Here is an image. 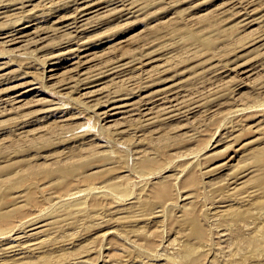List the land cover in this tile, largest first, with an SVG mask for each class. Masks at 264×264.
<instances>
[{
    "label": "rangeland",
    "instance_id": "rangeland-1",
    "mask_svg": "<svg viewBox=\"0 0 264 264\" xmlns=\"http://www.w3.org/2000/svg\"><path fill=\"white\" fill-rule=\"evenodd\" d=\"M9 1H0V74H8L7 83L0 85V99L24 90L8 88L26 81H38L43 91L39 97L31 96L29 106L20 112H12L5 102L0 104V232L17 228L25 218L62 219L54 235L63 236L60 240L64 241L82 240L85 252L74 256H84L86 264H179L178 250L187 243L183 220L195 215L209 234L208 245L198 252L202 263L264 264V240L254 250L235 240L226 249L227 242L220 236L230 222L212 219L220 201L243 195L254 186L231 191L241 174L254 169L252 156L264 146V54H257L264 49V0L259 4L258 0H106L102 10L88 16L89 22L81 21L80 0ZM249 18L257 21L246 25ZM60 25L64 26L59 30ZM16 28L25 29V36L14 43L10 40L20 36ZM90 43L88 64L76 68L74 59L54 72L57 78L50 79L49 65L59 55ZM141 58H153L147 68L151 73L143 71ZM130 60L137 67L131 74L139 75L140 83L131 81L130 73L123 76L116 70L117 64ZM250 68L254 74L241 72ZM87 71L105 73L91 89L103 88L112 78L119 93L134 92L130 103L135 105L165 88L174 89L167 94L170 101L174 97L173 102L166 101L174 111L173 119L149 125L148 111L156 103L148 100L150 104L141 102L129 117L135 122L118 129L105 118L99 103L80 95L83 90L64 88L77 78L86 83ZM39 99L51 101L45 105ZM51 102L57 105L56 113L48 112ZM63 116L77 119L63 126L59 122ZM99 150L101 154H95ZM139 154L142 158L138 159ZM59 166L75 168V175L45 174ZM192 195L195 204H189ZM242 204L246 206L240 211L246 215L238 223L239 230L246 236L258 235L264 225V194ZM70 206L82 208L81 215L69 216L66 207ZM127 207L129 213L120 210ZM155 209L160 210L158 218L150 215ZM251 222L255 231L247 234L245 230L251 229L245 225Z\"/></svg>",
    "mask_w": 264,
    "mask_h": 264
},
{
    "label": "bare ground",
    "instance_id": "bare-ground-1",
    "mask_svg": "<svg viewBox=\"0 0 264 264\" xmlns=\"http://www.w3.org/2000/svg\"><path fill=\"white\" fill-rule=\"evenodd\" d=\"M1 1V0H0ZM31 1V0H30ZM60 1V0H59ZM65 1V0H64ZM67 1V0H66ZM109 0H107V2H108ZM112 1V0H111ZM118 1V0H117ZM122 1V0H121ZM164 1V0H163ZM171 1V0H170ZM182 1V0H181ZM231 1H233V0H231ZM238 1V0H237ZM251 1V0H250ZM254 1H256V0H254ZM260 0H258L257 1V3L259 2ZM5 2V1H4ZM4 2H2L1 4H4ZM8 2L10 3L11 1H9L8 0ZM8 2H6V3H8ZM68 2H69V0H68ZM78 2V1H77ZM76 2V3H77ZM105 2H106V0H80L79 2H78V4L80 5H78V10H80L79 12H80V14H81V16L82 17H84V18H81V21H85V20H88V22H89V15L90 14H94V11L95 12H98V11H100V10H102L103 8H104V4H105ZM115 2V1H114ZM123 2H126L125 0L123 1ZM169 2V1H168ZM171 2H173V0L171 1ZM174 2H176V0L174 1ZM5 3V4H6ZM113 2H111L110 4H112ZM231 3V2H230ZM240 3H241V0H240ZM243 3H244V1H243ZM249 3V2H248ZM255 3V2H254ZM260 3V2H259ZM258 3V4H259ZM61 4V3H60ZM63 4V3H62ZM69 4L70 3H68V6H69ZM74 4V3H73ZM72 4V5H73ZM109 4V5H110ZM115 4L117 5V3L115 2ZM172 4H174V3H172ZM234 4V3H233ZM239 4V3H238ZM23 5V4H22ZM59 5V4H58ZM57 5V6H58ZM107 5V4H106ZM115 5V6H116ZM122 5V4H121ZM124 5H125V3H124ZM128 5V4H127ZM126 5V6H127ZM239 5H241V4H239ZM5 6V8H6V5H3V7ZM63 6V5H62ZM65 6V5H64ZM75 6V5H74ZM112 6V5H111ZM231 6V5H230ZM234 6V5H233ZM249 6V4L247 5V7ZM71 7V6H70ZM79 7H80V9H79ZM247 7H244V9L246 8L247 9ZM251 7V6H250ZM72 8H74V7H72ZM71 8V10L73 11V9ZM75 8H76V6H75ZM108 8H110V7H108ZM234 8V7H233ZM236 8V7H235ZM234 8V9H235ZM241 8H243V7H241ZM20 9V8H19ZM129 9V8H128ZM232 9V8H231ZM230 9V10H231ZM246 9L245 10H242V11H246ZM250 9V8H249ZM137 10V9H136ZM240 10V9H239ZM251 10H252V8H251ZM58 11V10H57ZM61 11V10H60ZM75 11L77 12V10L75 9ZM122 11V10H121ZM129 11V10H128ZM127 10H126V12H128ZM231 11H233V9L231 10ZM234 11H236V10H234ZM237 11H238V9H237ZM241 11V12H242ZM248 11H250V10H247V12ZM256 11H257V9H256ZM259 11V10H258ZM257 11V12H258ZM261 11V10H260ZM24 12V11H23ZM108 12V11H107ZM109 12H110V10H109ZM116 12V11H115ZM125 12V11H124ZM123 12V13H124ZM129 12H131V11H129ZM132 12H135L134 10H132ZM239 12V11H238ZM237 12V13H238ZM241 12H239V13H241ZM252 12H255V10L253 9V11ZM24 13H26V12H24ZM71 13V12H70ZM235 12H233V14H234ZM239 13H238V15H239ZM245 13V12H244ZM251 13V12H250ZM78 14V13H77ZM134 14H136V13H134ZM242 14V13H241ZM256 14V13H255ZM263 14V13H262ZM35 15V14H34ZM71 15H72V13H71ZM237 15V14H236ZM236 15H234V16H236ZM237 15V16H238ZM247 15V14H246ZM36 16V15H35ZM73 16V15H72ZM76 16V15H75ZM75 16H73L74 18H75ZM118 16V15H117ZM240 16V15H239ZM241 16H243V15H241ZM254 16V15H253ZM24 17H26V16H24ZM28 17V16H27ZM26 17V18H27ZM34 17V16H33ZM63 17V16H62ZM77 17V16H76ZM115 17H116V15H115ZM247 17V16H246ZM22 18V17H21ZM29 18H32V17H29ZM64 18V17H63ZM71 18V17H70ZM78 18V17H77ZM114 18V17H113ZM239 18V17H238ZM243 18H245L244 16H243ZM242 18V19H243ZM252 18H254V17H252ZM251 18V19H252ZM71 19H73V18H71ZM239 19H241V18H239ZM255 19V18H254ZM254 19H252V20H250V18H249V21H247L246 22V25H250V24H253V23H255L257 20H254ZM256 19H260V17L259 18H256ZM23 20H25V19H23ZM27 20V19H26ZM60 20V19H59ZM63 20V19H62ZM65 20V19H64ZM75 20V19H74ZM73 20V21H74ZM79 21H80V19H78ZM263 20V19H262ZM65 21H67V19L65 20ZM243 21H246V19L245 20H243ZM29 22H30V19H29ZM61 22V21H60ZM63 22V21H62ZM70 23H71V20L69 21ZM75 22H77L76 20H75ZM82 22V23H83ZM87 22V23H88ZM92 22V21H91ZM260 22V21H259ZM31 23V22H30ZM58 23H59V21H58ZM86 23V22H85ZM241 23H242V20H241ZM56 24V23H55ZM61 24V23H60ZM75 24V23H74ZM93 25H95L94 23H92ZM92 24H90L91 26H92ZM243 24H245V23H243ZM71 24H69V26H70ZM76 25V24H75ZM74 25V26H75ZM80 25V24H79ZM81 25H83V24H81ZM80 25V26H81ZM88 25H89V23H88ZM89 25V26H90ZM17 26V25H16ZM56 26V25H55ZM62 26H64V25H62ZM61 25L60 26H57L58 28L59 27H62ZM73 26V25H72ZM76 26H78V24L76 25ZM85 26H87V24H85ZM15 28V27H14ZM20 28V27H19ZM24 28V27H23ZM63 28V27H62ZM61 28V29H62ZM66 28H68L67 26H66ZM66 28H64L65 30H66ZM77 28V27H76ZM86 28V27H85ZM93 28H94V26H93ZM92 28V29H93ZM17 30H18V28H16ZM81 29H83V27H81ZM14 30V29H13ZM12 30V31H13ZM59 30H60V28H59ZM84 30V29H83ZM83 30H81L80 31V33L83 31ZM91 30V29H90ZM19 31V33H18V35H20L19 37H17V38H14V39H11L10 41H12V42H14V41H18L19 39H21V38H23V36H25L24 35V32H25V29H20V30H18ZM62 31V30H61ZM76 31H79V28H78V30H76ZM0 32H2V31H0ZM14 32V31H13ZM72 32V31H71ZM6 33V32H5ZM45 33V32H44ZM84 33H86V32H84ZM73 34V33H72ZM27 35V34H26ZM29 35V34H28ZM67 35H69L68 33H67ZM76 35V34H75ZM86 35V34H85ZM13 36L14 35H12V36H8V37H12L13 38ZM81 36V35H80ZM84 37V36H83ZM80 38V37H79ZM78 38V39H79ZM88 38V37H87ZM8 39V38H7ZM26 39H27V37H26ZM76 39H77V37H76ZM85 39H86V36H85ZM84 39V40H85ZM95 39V38H94ZM25 40V39H24ZM29 40V39H28ZM83 40V42H85ZM93 40V39H92ZM96 40V39H95ZM100 40V39H99ZM16 41V42H17ZM22 41V40H21ZM66 41H67V39H66ZM65 41V42H66ZM68 41H69V39H68ZM78 41V40H77ZM88 41V40H87ZM91 41V40H90ZM89 41V42H90ZM16 42H14V43H16ZM76 42V41H75ZM79 42H81V40L79 41ZM22 43V42H21ZM70 43V42H69ZM73 43V42H72ZM86 43V42H85ZM93 43H94V40H93ZM19 44V43H18ZM27 44H28V42H27ZM66 44V43H65ZM82 44H84V43H82ZM8 45V44H7ZM7 45H5V46H7ZM86 45V44H85ZM90 45H92V43H90V44H88L87 46H85L84 47V49L83 48H79V49H75V50H73L75 47L73 46V48H72V51L70 52V53H66L64 56H61V55H59L60 57L59 58H57L58 59V62H56V60H55V63H52L51 65H49V68H51V70L50 71H48L49 73H51V78L50 79H55V78H57V74L56 73H54V72H56L57 70H58V68H61V66L63 65V64H65V63H68V62H71V61H73L74 59H77V60H75L76 62H72L73 64L72 65H74V66H76V68H78V67H83V66H85L86 64H88V60L89 61H91V59H90V56L92 55V53L90 52V50H92L93 49V47L91 46L90 47ZM263 45V44H262ZM66 46H67V44H66ZM99 46V45H98ZM18 48H20L19 46H18ZM68 48V47H67ZM264 48V47H263ZM69 49H71V48H69ZM9 50V49H8ZM8 50H7V52H8ZM68 50V49H67ZM62 51H64V49L62 50ZM87 54H86V53ZM62 53H65V52H61V53H59V54H62ZM84 53V54H83ZM58 54V53H57ZM57 54L55 55L56 57H58L57 56ZM150 55V57L152 56L151 55V53H149ZM153 54V53H152ZM259 56H261L262 54H264V49H262V50H259V52L257 53ZM256 54V55H257ZM63 55V54H62ZM53 56V55H52ZM145 57H147V56H145ZM53 59V58H52ZM142 59V58H141ZM142 60H144L145 61V59L143 58ZM149 60V59H148ZM145 61V62H141L140 60V62L143 64V66L144 67H146V70H143V68H142V70L143 71H145L147 74H148V72H150V71H148L147 70V68H149V70H150V68L151 67H149L152 63H153V58L151 59L150 58V60L149 61ZM156 60V59H155ZM54 61V60H53ZM135 61V60H134ZM133 62L130 60V62H127V63H121V64H117L118 65V68H116V70H118V72H119V74H121V75H125L124 73H127V74H129L130 73V78L129 79H131V81L132 80H135V82H138L137 80H139L140 79V77H138L137 76V74L136 75H132V74H134V73H132V71L134 70H136V68L137 67H132V64ZM135 63V62H134ZM155 63V62H154ZM137 64V63H136ZM244 64H247V62H245V63H243V65ZM117 65H116V67H117ZM138 65H139V63H138ZM137 65V66H138ZM253 65V64H252ZM65 66V65H64ZM73 66V67H74ZM140 66V65H139ZM245 66V65H244ZM254 66V65H253ZM141 67V66H140ZM237 67H239V65L237 66ZM249 67H251L250 65H249ZM73 70H74V68H73ZM79 70H80V68H79ZM104 70V69H103ZM109 70H111V67L109 68ZM112 70H113V68H112ZM116 70H114V71H116ZM139 70H140V68H139ZM234 70L236 71V68H234ZM252 70H254L253 68H250V70H246V69H244L243 71H241L242 73H245V75L246 74H248V73H251L252 72ZM106 71H107V68H106ZM105 71V72H106ZM113 71V72H114ZM143 71H142V73H143ZM256 71V70H255ZM89 72H91V71H89ZM111 72V71H110ZM118 72H116V73H114V74H116L117 75V73ZM139 73H141V71H138ZM23 73H25V72H23ZM26 73H28V72H26ZM77 72H75V74H76ZM82 73V72H81ZM84 73V72H83ZM108 74H109V72H107ZM123 73V74H122ZM132 73V74H131ZM137 73V72H136ZM138 73V74H139ZM141 73V74H142ZM151 73V72H150ZM149 73V74H150ZM241 73V74H242ZM253 73V72H252ZM251 73V74H252ZM103 74H105L104 73V71H99V72H96V73H94V72H91V73H88V71H87V73H85L84 75L86 76L84 79H83V81H86V83H82V82H80V80L79 81H77L78 80V78L77 79H75V80H73L72 81V79H71V84L69 85V86H67V87H64V88H78V89H80V90H83L84 92L83 93H81L80 95L81 96H83L84 98H86V99H89V101L91 102V101H93V102H97V106H98V103H99V105L100 106H102V108H104V112H103V115L105 116V118L106 119H108L109 121L108 122H113L114 123V125H116L117 127H118V129L120 128L121 129V127H124V126H128V124L129 123H133V122H135L134 121V119H133V117L132 118H129V117H131V116H133V113L135 112V111H137V109H139L138 108V105L142 102V103H144V102H147L148 100L150 101V100H153L156 104L150 109V111H148V113L150 114V118L148 119V117L147 116H145V118L147 117V122H148V124L150 125V124H155V125H161V124H164V123H168L167 122V120H169V119H173L172 118V116H171V114H172V112H174V111H172L171 112V108H169L170 107V105L168 106H166V101L169 99V93L171 92L172 94L175 92L174 91V89H172V88H165V89H163L162 91H160V92H158V93H156V94H154V95H150V96H148L147 97V99H143V101H142V99H141V102L139 103V104H137V105H135V104H132V103H130L131 102V99H132V96L131 95H134V92H127V93H119L120 91L118 90V88L117 87H115L114 88V86L116 85H113L116 81H114V80H111L110 78H109V80H110V83H106V84H104V86H103V88H102V86H101V88L99 87V88H97V89H91V88H93V87H96L98 84H99V80H96V79H98V78H101V77H103ZM126 74V75H127ZM145 74V73H144ZM143 74V75H144ZM254 74V73H253ZM8 75V74H7ZM6 74H0V85H1V83H4V82H6L7 83V76ZM116 75H115V77H113V78H116ZM146 75V74H145ZM120 76V75H119ZM152 76V75H151ZM10 77V76H9ZM24 76H22V78H23ZM70 77H72V76H70ZM111 77V76H110ZM149 77V76H148ZM148 77L146 78V79H148ZM246 77V76H245ZM244 77V78H245ZM248 77V76H247ZM246 77V78H247ZM26 78V77H25ZM48 78V77H47ZM73 78V77H72ZM104 78V77H103ZM106 78H108V77H106ZM120 78H122V77H120ZM125 78H127L128 79V77H125ZM150 78V77H149ZM249 78V77H248ZM36 79V78H35ZM49 79V80H50ZM81 80H82V78H80ZM102 79V78H101ZM118 80H119V78H117ZM145 79V78H144ZM13 80V79H12ZM37 80V79H36ZM48 80V79H47ZM249 80V79H248ZM247 80V81H248ZM94 81H99L98 82V84L97 85H94V86H91V85H93V84H96ZM106 82V81H108V80H103V82ZM242 81H243V79H242ZM9 82V81H8ZM64 82V81H63ZM70 82V81H69ZM134 82V83H135ZM141 81L139 80V83H140ZM245 82V81H244ZM62 83V82H61ZM61 83H59V84H61ZM68 82H67V80H66V84H67ZM80 83H82V85L80 86ZM101 83V82H100ZM126 83V82H125ZM138 83V84H139ZM19 84V83H18ZM57 84V83H56ZM103 84V83H102ZM101 84V85H102ZM41 85V84H40ZM39 85V82L37 81H26L25 83L23 82V84H21V85H16V86H12V87H6V88H8V90L10 91V90H17V89H20V88H24V90H22V91H20V92H17L16 94H13L12 96H7V98L5 97V99L4 98H2L3 100H1L0 101V104H2V103H6V104H8V105H10V106H12L11 108L13 109V111L12 112H17L16 110H22V108H25L24 106H29V101L27 102V100H29V99H31V98H34V97H39L40 96V92L41 91H43L41 88V86ZM113 85V86H112ZM241 85H243V84H241ZM245 85V84H244ZM44 86V85H43ZM57 86V85H56ZM81 87H82V89H81ZM107 87H109V88H107ZM58 88H59V86H58ZM57 88V89H58ZM106 88V90H103V89H105ZM43 89H45V87L43 88ZM126 89V88H125ZM7 90V91H8ZM1 91H3V90H1ZM46 91V90H45ZM60 91L62 92V90L60 89ZM59 91V92H60ZM76 91V90H75ZM172 91H174V92H172ZM179 91V90H178ZM58 92V93H59ZM61 92L59 93L60 95H61ZM181 92V91H180ZM66 93V92H65ZM136 93V92H135ZM179 93V92H178ZM64 94V93H63ZM62 94V95H63ZM68 94V93H67ZM126 95V97L124 98V97H119V95ZM167 94H169L168 95V97H167ZM66 95V94H65ZM65 95H63V96H65ZM136 95V94H135ZM181 95V94H180ZM184 95H186L185 93H184ZM32 96V97H31ZM69 97H71V95H68ZM174 96H176L177 97V95H174ZM31 97V98H30ZM82 97V98H83ZM175 97V98H176ZM179 97V96H178ZM185 97V96H184ZM174 97H172V99H171V97H170V99H171V101L173 102V99ZM44 99V98H43ZM43 99H39L38 101H41V102H43L42 104H48L51 100H47V101H49V102H45ZM76 99V98H75ZM177 99V98H176ZM176 99H175V101H176ZM181 99V98H180ZM57 100V99H56ZM36 101V100H35ZM65 102H67L66 100H64ZM73 101H74V98H73ZM169 102H171L170 100H168ZM53 102H56L55 100L53 101ZM53 102H51L50 103V108H49V111L48 112H54V113H56L55 111H57V108H56V104L55 103H53ZM58 102V101H57ZM74 102H76V100L74 101ZM73 102V103H74ZM84 102V101H83ZM153 102V103H154ZM184 102V101H183ZM27 103V104H26ZM31 103V102H30ZM147 103H151V102H147ZM174 103H181L180 102V100H179V102H174ZM12 104V105H11ZM17 104V105H16ZM68 104H70V103H68ZM76 104H77V102H76ZM83 104V103H82ZM84 104H85V102H84ZM171 104V103H170ZM173 104V103H172ZM15 105V107H13ZM44 105V106H45ZM56 105V106H55ZM74 105V104H73ZM153 105V104H152ZM175 105V104H174ZM180 107H182V105H180V104H178ZM0 106H2V105H0ZM6 106V105H5ZM26 106V107H27ZM77 106H78V104H77ZM137 108H136V107ZM140 106V105H139ZM141 106H142V104H141ZM148 106V105H147ZM59 107V106H58ZM75 106H73V108H74ZM79 107V106H78ZM143 107V106H142ZM141 107V108H142ZM179 107V108H180ZM147 108V107H146ZM150 108V107H149ZM149 108H148V110H149ZM175 108V110L176 109H179L178 107H174ZM6 109H9V108H6ZM66 109H67V107H66ZM76 109H77V107H76ZM79 109V108H78ZM96 109H97V107H96ZM144 109V108H143ZM62 110V109H61ZM68 110V109H67ZM73 110V109H72ZM99 110V109H98ZM172 110H174L173 108H172ZM180 110H181V108H180ZM0 112H1V110H0ZM6 112V111H5ZM10 112V111H9ZM20 112V111H19ZM100 112H102V111H100ZM147 112V111H146ZM151 112V113H150ZM4 113V112H3ZM11 113V112H10ZM40 113H41V111H40ZM40 113H38V114H40ZM43 113V112H42ZM62 113V112H61ZM139 113V112H138ZM141 113H142V111H141ZM140 113V114H141ZM176 113H180L179 112V110H178V112L176 111ZM50 114V113H49ZM97 114H99V113H97ZM136 114H137V112H136ZM145 114V113H144ZM148 114V115H149ZM52 115V114H51ZM50 115V116H51ZM139 115V114H138ZM153 115V116H152ZM174 115H176V114H174ZM46 117H48L47 115H45ZM74 116V115H73ZM98 116V115H97ZM143 116V117H144ZM177 116V115H176ZM41 117V116H40ZM58 117V116H57ZM62 117V116H61ZM71 117V116H70ZM60 118V117H59ZM75 119H77V117H74ZM74 118H67L66 116H63V118H60L61 120L59 121V122H61L62 124H63V126H66V125H69V124H66L67 122H69V121H73V119ZM174 119H175V117H174ZM44 120V119H43ZM131 126V125H130ZM127 131V128H126V130H125V132ZM124 134V131H121L119 134ZM122 134V135H123ZM121 135V136H122ZM218 144H220V143H218ZM95 146H97L98 147V145H95ZM102 146V145H101ZM100 147V146H99ZM95 154H97V155H100L101 154V151L99 150L98 152H96L95 151ZM141 154H143V153H141ZM237 156V155H236ZM139 158H142V155H140L139 154V157H138V159ZM235 157L233 156L231 159H229V160H232V159H234ZM252 158L256 161V165H254L255 167H254V169L251 167L249 170H247V171H249L247 174H245V172H244V175L243 174H241V176H239L238 177V180H239V182H238V180H237V184H234L235 186L233 187V188H231V191H233V192H236V191H238V190H241V189H243V188H247V187H249V186H251V185H254V186H252V187H250L248 190H246V191H244L243 192V195H239V196H233V195H231V196H229V197H227L226 199H224V201H220L219 202V200H218V206L216 207V209H217V212H215V214H214V216H213V221H215V222H221L222 220L223 221H226V222H230V223H228L229 225H228V227H226V229H222L223 231H222V235L220 236V237H222V239H223V241H225V242H227L225 245L226 246H224L223 245V247L224 248H229L230 246H231V244L233 243V240H235V241H237L238 243H239V241L241 242L240 243V245H242V246H245L246 248H247V245L249 246V247H252L253 248V250L255 249V248H257L261 243H262V240H264V225H262V226H260L259 227V229H258V235H253V236H246L245 234H243L240 230H239V228H238V223L240 222V220L242 219V215H246V214H244V213H242L240 210H241V208L242 207H244V206H246V204L245 205H243L242 203L243 202H250V201H255L256 200V198L257 197H260V196H262V194H264V146L263 147H260V148H257L256 150H255V152H254V154H253V156H252ZM227 164V163H226ZM225 164V165H226ZM229 166V165H228ZM75 171H76V169L75 168H71V167H66V166H64V167H58V169L57 170H50V171H47L45 174H47V176H50V175H53V174H56V172H59V173H63V174H65V175H75L74 173H75ZM240 175V174H239ZM185 197H187V195L185 196ZM190 198V200H189V204H195V201L197 200L196 199V197L194 196V195H192V196H190L189 197ZM188 198V199H189ZM185 200V199H184ZM186 201H187V198H186ZM163 204V203H162ZM161 204V205H162ZM171 205H172V203H171ZM235 205H239V207H235ZM254 205H255V203H254ZM158 207V206H157ZM128 208H130V207H127V208H123V209H120L122 212H124V213H126L127 212V210H128ZM132 208V207H131ZM165 207H163V209H164ZM4 209H6V208H4ZM238 209V210H237ZM258 207L256 208V210L258 211ZM234 210H237V211H234ZM8 211H10V210H8ZM66 211L67 212H70V214H69V216H79V215H81V212L83 211L82 210V208H74V207H72V206H70V207H66ZM160 210H158V211H156V209L154 210V212H152V213H150V215H151V217H153V218H158L159 217V215L160 214H158V216H157V213L159 212ZM121 213V212H120ZM127 213H129V212H127ZM160 213V212H159ZM162 214V213H161ZM249 214V213H248ZM263 214H264V212H263ZM126 217V216H125ZM124 217V218H125ZM186 217V216H185ZM184 217V218H185ZM28 219V218H27ZM32 219H29V220H26V218H25V221L23 220H21V223H17V224H19V225H17V228H15V229H10V230H8V232L7 231H5V232H0V264H66V263H69L71 260H72V262L71 263H74V264H81V263H85V260L83 261V259H86L84 256H79V257H75L74 255L75 254H77L78 252H80V251H83V252H85L84 250L86 249V245H82V240H79V239H76L75 237H73V238H70V239H67V240H60V239H63V236H60L59 238H57L54 234L56 233V229H57V227H58V229L61 227V223H62V219H54V220H52V221H40V222H38L37 220H33V221H31ZM34 221H36V222H34ZM253 224H254V222H251L250 224L248 223V224H246L245 226H246V228H248V229H251V230H249V231H247V230H245V232H247V234H250V233H253L254 231H255V229H253L252 230V228H253ZM183 225H184V229H183V234L185 235V241L187 242L186 244H184L182 247H181V250H178L179 252V257H180V263L179 264H204V262L202 263V261H201V259H200V257H198V252L200 251L201 252V250H202V248L204 247L205 248V246L206 245H208L206 242H207V240H208V235H207V233L205 232V230H204V228L201 226V224H200V222L197 220V217L194 215H192V216H188L187 218H185L184 220H183ZM14 227H16V226H14ZM263 227V228H262ZM218 231H220V230H218ZM217 231V232H218ZM90 240H88V242H89ZM222 240H221V242H223ZM192 242H194V244H191ZM181 246V245H180ZM77 247V248H76ZM222 247V248H223ZM59 248H61L60 250H57V249H59ZM203 248V249H204ZM226 252H228V250H226ZM82 260V261H81ZM86 261H87V259H86ZM211 262V261H210ZM88 263V262H87ZM208 263V262H207ZM86 264V263H85ZM106 264H118L117 263V261H116V263L115 262H109V261H107L106 262ZM158 264V263H157ZM171 264H172V262H171ZM206 264V263H205ZM211 264H212V262H211Z\"/></svg>",
    "mask_w": 264,
    "mask_h": 264
}]
</instances>
